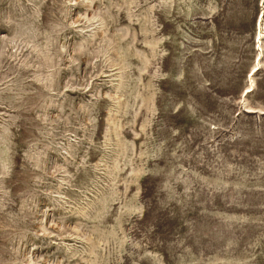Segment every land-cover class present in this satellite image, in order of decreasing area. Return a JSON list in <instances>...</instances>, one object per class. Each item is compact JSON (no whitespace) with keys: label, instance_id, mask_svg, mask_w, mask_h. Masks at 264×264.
Segmentation results:
<instances>
[{"label":"rangeland","instance_id":"1","mask_svg":"<svg viewBox=\"0 0 264 264\" xmlns=\"http://www.w3.org/2000/svg\"><path fill=\"white\" fill-rule=\"evenodd\" d=\"M0 264H264V0H0Z\"/></svg>","mask_w":264,"mask_h":264}]
</instances>
